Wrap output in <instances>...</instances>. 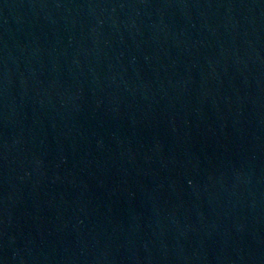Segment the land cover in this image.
Wrapping results in <instances>:
<instances>
[{"label":"water","instance_id":"1","mask_svg":"<svg viewBox=\"0 0 264 264\" xmlns=\"http://www.w3.org/2000/svg\"><path fill=\"white\" fill-rule=\"evenodd\" d=\"M0 264H264V0H0Z\"/></svg>","mask_w":264,"mask_h":264}]
</instances>
